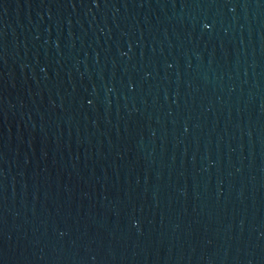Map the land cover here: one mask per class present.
<instances>
[{"label": "water", "instance_id": "95a60500", "mask_svg": "<svg viewBox=\"0 0 264 264\" xmlns=\"http://www.w3.org/2000/svg\"><path fill=\"white\" fill-rule=\"evenodd\" d=\"M0 264H264V0H0Z\"/></svg>", "mask_w": 264, "mask_h": 264}]
</instances>
